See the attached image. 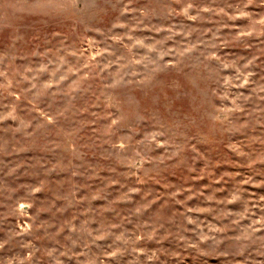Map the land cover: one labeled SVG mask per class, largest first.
Instances as JSON below:
<instances>
[{
  "label": "rangeland",
  "instance_id": "obj_1",
  "mask_svg": "<svg viewBox=\"0 0 264 264\" xmlns=\"http://www.w3.org/2000/svg\"><path fill=\"white\" fill-rule=\"evenodd\" d=\"M0 264H264V0H0Z\"/></svg>",
  "mask_w": 264,
  "mask_h": 264
}]
</instances>
